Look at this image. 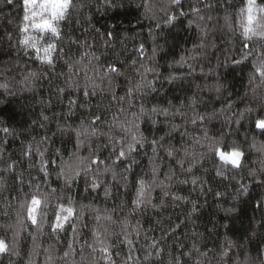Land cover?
I'll use <instances>...</instances> for the list:
<instances>
[{
	"label": "trees",
	"instance_id": "16d2710c",
	"mask_svg": "<svg viewBox=\"0 0 264 264\" xmlns=\"http://www.w3.org/2000/svg\"><path fill=\"white\" fill-rule=\"evenodd\" d=\"M74 3L78 6L61 22L63 52L58 45L54 65L48 66L21 43L31 33L37 34L39 46L45 43V34L30 28L29 33L20 31L25 23L24 0L11 4L0 0V85L7 89L0 87V237L12 248L0 255V264H107L100 259L94 229L111 245L117 264H176L177 260L179 264H264V207L258 206L264 204V132L254 126L257 117H264V87L253 93L249 84L252 57L243 59L253 46L245 47L247 38L240 26L239 9L247 0H183L182 7L172 8L177 18L171 23L165 15L168 0ZM142 3L152 10L146 12ZM205 3L212 7L205 9ZM193 5L202 12L193 13ZM69 38L78 44L70 45ZM261 40L253 37V41ZM85 52L98 58H84L90 69L87 80L76 71L79 65L72 73L68 70V63ZM236 60L241 63H233ZM110 64L117 73H109ZM141 65L156 71L142 79ZM148 80L154 82V91L148 88ZM136 85H142L140 92ZM58 88L65 91L59 94ZM112 93L125 99L112 100ZM70 100L76 101L75 107H70ZM141 106L146 115L141 118L140 133L159 143L155 153L148 143L137 146L129 171L125 172V163L113 165L115 154L106 135L82 136L83 144L77 147L73 129L81 121L87 127L99 115L97 132L107 133L114 115L120 122L131 121ZM153 107L168 109V115H154ZM247 108L253 111L247 113ZM197 114L204 120L191 123ZM44 116L49 119L45 121ZM4 127L10 131H2ZM134 132L127 134L129 140ZM112 134L124 135L118 126ZM44 137L47 141L41 143ZM217 142L225 151L237 148L244 153L239 169L220 163L210 150ZM28 144L47 148L52 162L46 166V176L37 154L24 155ZM91 152L100 155L108 170L93 168L92 174L66 182L59 174L61 164L74 162L73 153L89 157ZM93 175L103 182L96 190L91 188ZM141 178L151 187L145 190V203L137 208L132 201ZM241 183L248 185L246 190ZM104 185L110 189L107 195ZM33 194L48 199L46 209L41 205L45 216L42 223L38 217L39 227L26 213L25 202ZM69 198L76 213L83 210L82 216L73 217L76 231L69 222L54 232L56 205L67 206ZM107 214L118 221L127 218L128 226L104 220ZM126 235L133 241L131 253ZM65 251L70 252L68 257ZM129 254L132 260H127Z\"/></svg>",
	"mask_w": 264,
	"mask_h": 264
},
{
	"label": "snow or ice",
	"instance_id": "6c2138e0",
	"mask_svg": "<svg viewBox=\"0 0 264 264\" xmlns=\"http://www.w3.org/2000/svg\"><path fill=\"white\" fill-rule=\"evenodd\" d=\"M9 4L13 3V0H7ZM183 0H168V6L165 10V15L167 16V23L173 22L177 16L172 11V8L175 7H182ZM78 5L74 3V0H24L23 8H24V15H23V21L25 22L20 29L23 33H29V27L33 30H36L42 34H45L42 39H45V43L43 46H39V41L35 36H32L31 34H27L23 37V40L21 43H23L27 48H30L34 50L35 54L37 55V58L41 61V63L47 64L48 66L54 65V57L57 55L58 45L59 51L63 52V45L61 44V41L64 39V34L61 30V22L66 21L70 16V10L76 8ZM86 6V5H81ZM142 6L145 7L146 12L151 11V7L148 3H142ZM206 8H211L212 5L210 3H205L203 6ZM191 11L196 14H200L202 12V9L196 5H193L191 7ZM180 15H184L183 12L180 13ZM239 15L241 17V28L243 29V36L246 37L245 47L247 48L248 43H252L253 46L251 48H248V50L245 52L243 59L247 60L249 56L252 57V64L254 66L252 74L249 76V84L253 85L252 91L255 94L257 92V89L264 87V40L261 41H253V37H261L264 38V3H258L257 0H247V3L244 7H241L239 9ZM37 17L39 19L37 20ZM201 19H203V16H200ZM226 20L229 19V17H225ZM111 35V34H109ZM70 45L78 44L77 40H72L69 38ZM259 43L261 46L257 47L256 44ZM85 46L91 47L90 45H87L85 42ZM141 55L144 54V45L141 44L139 46ZM91 56L94 57V53L85 52L79 60L75 61L74 63H68V70L69 73H72L74 68H76V65H79L80 67L76 69V71H80L84 73V78L91 79L88 76V72L90 69L88 68V65L84 64V58ZM154 57V54H153ZM98 59V58H95ZM89 64H91V60L88 61ZM135 64L136 61H133ZM235 64H240L241 61L236 60L233 61ZM141 67L144 68V73L142 74V79L146 77L148 72H155V68H148L144 65H141ZM108 71L109 73H117V68L110 64L108 65ZM170 80L175 79V77H169ZM147 86L150 90L154 91V82L152 80L147 81ZM0 87H5V85H0ZM69 88H72L73 85L71 83L68 84ZM136 91L140 92L142 85H136ZM7 90V89H6ZM65 91V88H58L57 92L59 94H62ZM217 91L219 92L220 89L217 88ZM83 94L85 97L89 95L87 87L85 86ZM146 94V93H142ZM93 95H95V91H93ZM133 95V89L129 88L127 90V96L131 97ZM264 98V96H262ZM112 100H119L123 101L125 97H117L115 93L111 94ZM70 107L76 106L75 100L69 101ZM231 105H229V108ZM120 111L123 112L124 109L120 108ZM247 113H251L253 111L252 108H247L245 110ZM151 112L154 115H168V109H158L153 107L151 109ZM179 114V113H176ZM134 119L131 121H125L120 122L118 121V118L114 115L113 121L114 124L110 125L109 132L107 133H98L97 132V122L101 120V117L99 115L94 116L91 118L88 122V126L86 127L84 125V122L81 121V126L79 128L73 129L74 134L77 138V147L79 148L83 144L82 136H88V135H98L103 134L108 137V144L112 146L113 152L115 154V160H113V165L115 166L118 163H125V172L129 171L132 167V165L135 163V159L133 154L137 151V146L144 147L145 143H148L150 146H152V151L155 153L156 151V145H158L159 141L156 139L148 140L145 138L142 133H140V121L143 116L146 115V112L141 106L138 113H134ZM244 113H241V116H243ZM43 119L47 121L49 119L48 116H44ZM197 120L203 121L204 117L202 115H195L191 118V123L195 124ZM152 123H156V120L153 119ZM43 126V125H41ZM119 127V129L124 133L123 136H113L112 129L115 127ZM254 126L258 129H260L262 132H264V117H257L254 121ZM64 127H67L65 125ZM89 128H91V132H89ZM135 130L134 134L131 136V140L128 139V133L132 132V130ZM5 133H8L10 130L7 127H4L2 129ZM205 137H207V134H205ZM163 137H161V140ZM47 141V137H44L41 141V143H45ZM199 143V141H198ZM255 146V145H253ZM210 150L214 152L216 156L219 157L220 163L222 165H231L235 169H239L241 167V159L244 155L242 151H240L237 148H232L230 151H225L221 148L219 142H217L215 145H210ZM59 152V149L56 150ZM33 153L37 154L40 157L41 166L40 171L44 173L46 176L47 173V164L49 162H52L50 160V157L46 155L47 148H44L43 150L40 149V147H33L32 144H28L26 146L24 155L31 157ZM169 155L171 156L172 153L169 152ZM74 162H64L60 166V175L65 176L66 182H70L74 180L77 177H80L82 174L87 176L92 174L93 168H95L97 171H99L101 166H104L105 171L108 170V166L105 164V161L101 159L100 155L97 152H91L89 157H80L78 153H73ZM195 159V157H193ZM87 161V162H85ZM14 166V162L10 163L8 165V170H11ZM153 174H155L156 168H153ZM188 171H191V167H189ZM220 168H217V175H221ZM116 173L113 172V179H115ZM186 182V181H184ZM102 181L99 180L95 175H93L91 180V188L93 190H96L98 188H101ZM193 183H195V180H193ZM139 187L137 189L136 193V199L132 201V203L139 208L142 204L145 203L144 196H145V190L146 188L151 187V185L147 184L144 179H139L138 181ZM37 189L39 188V185H36ZM241 189L246 190L248 185L241 183L240 184ZM55 191V190H53ZM110 189L107 185H104V192L105 195L109 193ZM177 199H182L181 197H177ZM27 208V218L31 221L33 225L40 226V223H38V217L39 221L42 223L45 213L43 212L41 205L43 204V208H47L48 206V199L47 196L44 195L43 199H41L40 196L33 194L30 198V200H27L26 202ZM261 207H264V204L258 205ZM21 207H25V205H21ZM97 211V215L95 217L97 223L101 220V216L99 214V210ZM82 216L83 210L79 213H76L73 202L69 198L67 206L64 203H58L55 208V214H54V220L51 224L52 231L61 230L64 228L66 223L72 222V230L73 232L76 231L75 222L73 221L74 216ZM104 220L110 221L112 224L120 223L125 228L129 224V220L127 218H124L122 220H114L111 216V214H107L103 217ZM105 232L108 231L107 228L104 229ZM93 234L96 237V243L100 245L98 251L100 252L101 256L100 259L102 261H107V264H117L116 260L113 259V253L110 250L111 245L106 243L105 239H101V233L94 229ZM125 242L129 245V251L131 253L133 241L131 239L127 238V235L125 236ZM71 245H69V249H71ZM152 247L157 248L159 255V247L157 243H153ZM12 251V248L7 240L0 237V255H7ZM93 251H97L96 248L93 249ZM64 257H68L70 255L69 251L64 252ZM118 255V253H117ZM133 257L131 254L127 257V260H132ZM125 264L127 262L125 261ZM171 264V261L169 262ZM176 264H179V261H176Z\"/></svg>",
	"mask_w": 264,
	"mask_h": 264
},
{
	"label": "rangeland",
	"instance_id": "374dc122",
	"mask_svg": "<svg viewBox=\"0 0 264 264\" xmlns=\"http://www.w3.org/2000/svg\"><path fill=\"white\" fill-rule=\"evenodd\" d=\"M39 19V17H37V20ZM31 30H33L32 28H31V26L29 27ZM33 31H36V30H33ZM37 32V31H36ZM32 34V33H31ZM33 35V34H32ZM37 34H34V36H36Z\"/></svg>",
	"mask_w": 264,
	"mask_h": 264
}]
</instances>
